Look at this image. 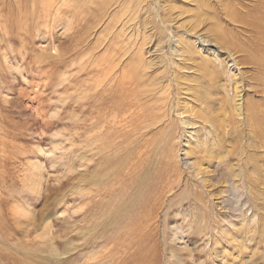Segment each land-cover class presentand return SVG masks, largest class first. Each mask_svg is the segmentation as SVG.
<instances>
[{"label":"rangeland","instance_id":"1","mask_svg":"<svg viewBox=\"0 0 264 264\" xmlns=\"http://www.w3.org/2000/svg\"><path fill=\"white\" fill-rule=\"evenodd\" d=\"M17 1L5 7L0 18V264H264V66L258 67L263 60L260 51L264 50V26L254 17L258 14L256 2L241 0V7L238 4L231 8L237 18L248 8L252 9L253 19L249 20L256 24L249 26H257V31L232 23L216 0H206L209 7L201 11L209 15L220 11L213 16L223 24L220 33L228 39L222 42L219 32L207 30L210 24L204 27L201 23L197 33L188 34L199 51L189 61L178 54L177 38L185 36L184 26L190 25L198 0H159L162 16L164 12L166 16L171 15L167 17L165 28L152 9L147 14L144 8L139 14L141 20L137 17L139 20L136 18L122 27L117 16V0H68L71 3L64 1L63 5H56L57 11L54 6L49 10L40 8L47 2L50 4V0H42L40 7V0L36 4L32 3L34 0ZM16 3L19 7H15ZM30 3L33 8L28 5ZM242 6L245 11L241 10ZM72 11L81 13L78 16ZM44 12L54 19L44 17ZM14 13L18 18L14 19ZM77 24L81 32L77 31ZM80 34L88 36V40ZM97 34L106 40L97 39ZM138 45L145 46L142 66L136 57L141 50ZM249 53L258 61L262 59L261 62L253 63ZM104 55L112 56L117 65L111 77L119 80L121 68L138 65L136 76H140V70L144 71L149 88L155 90L150 102L132 106L133 95L129 97L127 90H135V87L123 80L126 89L120 92L113 82L118 97L127 107L125 121L114 123L111 116L105 121L97 120L103 116L101 110L111 111L114 105L107 95L105 99L97 92L108 82H102L103 71L109 69L107 64H102ZM203 58L207 60L202 61ZM233 60L237 68L230 64ZM214 69L220 74L214 73ZM174 72L179 73V80L187 87L180 90L178 96L172 80ZM228 74L241 76L239 86L225 79ZM90 89L95 93L90 94ZM234 92H241L243 118L237 116L232 107ZM100 96L105 100L98 98ZM96 99L101 102L96 104ZM145 106L148 113L153 107L160 119L157 125L149 120L151 128L149 121L143 122L137 117L140 114L135 115L139 108L144 111ZM180 106L197 112L207 111L215 127L220 129L217 132L223 149L229 151L230 162L240 167L241 177L234 178L238 183L235 181L232 186L226 184L225 179L229 178L226 171L222 172L219 185L224 191L218 197L199 188L201 185L192 176L194 158L187 153L202 134L206 135L207 129L201 123L204 117L200 118L206 114L189 115L191 113L182 112ZM165 131L170 134L164 135ZM169 138L173 149H170ZM223 149L215 148V151L222 155ZM220 232H224L228 241H220ZM223 249L224 253H219ZM138 257L143 258V262Z\"/></svg>","mask_w":264,"mask_h":264},{"label":"bare ground","instance_id":"2","mask_svg":"<svg viewBox=\"0 0 264 264\" xmlns=\"http://www.w3.org/2000/svg\"><path fill=\"white\" fill-rule=\"evenodd\" d=\"M8 0H0V18L2 17V15L4 14V12H5V7H7V6H9V7H11L12 6V3L14 4L17 0H10L9 2H7ZM25 1V0H24ZM26 1H28V0H26ZM25 1V2H26ZM44 1H48V0H44ZM43 1V2H44ZM51 2H52V0H50ZM64 1H65V3H66V1L67 2H69L68 0H61V2L59 3V0H54L53 2H55V3H53L52 2V4H51V2H50V4L47 2H44V3H46V5H43L42 6V4H41V2H42V0H40L39 2H40V4L41 5H38L39 7L40 6H42V7H40L41 9L43 8V9H46V10H49V8L51 7V6H54V10H55V7H56V11L57 10H59V7L58 6H56L57 4L59 5H63L64 4ZM72 2H73V0H71ZM81 1H83V0H81ZM85 1V0H84ZM217 1V3L220 5L219 7H220V9L223 11V13L225 14V16H227L229 19L228 20H230L232 23H234V24H238L237 26H239V25H244V26H246V27H249V29H250V27L251 26H249V25H251L252 24V26L254 25V24H256L255 22H251L250 20H249V18L251 17L252 19H253V16H250V11L252 10H250L248 7V9H247V11H245V9H244V7L242 6V9L241 10H243V11H245V13L244 14H242V13H240L239 12V14H242V15H240V18H237L232 12H234V11H232V8H233V6H235V7H237V5L239 4L240 5V7H241V5L243 4V2H241V0H216ZM216 1H215V3H216ZM222 1L224 2V3H222ZM256 2V8H257V11H258V14L256 15V13L254 14V15H256V16H254L255 17V19L256 20H258L259 21V23L261 24V23H263V24H261V25H263L264 26V0H253V2ZM18 2V1H17ZM35 2H38V0L37 1H35L34 0V2H32V3H35ZM38 2V3H39ZM76 1H74V3H75ZM87 2H89V1H87ZM69 3H71V2H69ZM158 3H159V0H135V2H134V0H124V1H122V0H117L116 1V5L118 6V12H117V16H118V20L120 21L121 20V22H122V27H124V26H126L127 25V23H129V24H131L137 17H139V14H140V11H141V9L142 8H144L145 9V11H146V13H147V11H150L151 9L155 12V16L158 18V22L160 23V25L162 26V27H164L165 28V25L167 24V21H168V19L169 18H167V17H171V15L169 16V15H167L166 16V14H165V12L163 13V16H162V14H161V8H160V6L158 5ZM209 2H206V0H198V3L196 4V10H195V13H194V15H193V17H191V23H190V25L189 26H184V33H186V34H184L185 36H183V35H181L180 37H178L177 38V46H178V50L177 51H179V55L180 56H184V57H186L189 61H191L193 58H195L194 57V54H198L199 53V51L198 50H196L195 49V47L193 46V44H192V42L190 41V38H189V36H188V34H189V32H192V34H195V33H197L198 32V28H199V26H201V23H202V25L204 24V27H205V24L206 23H209L210 24V26H209V28H206L207 30H211V31H217V32H219V35H220V37H221V39H222V42H223V40H225L226 41V39H228L223 33H220V29H221V27H222V25L221 24H219L218 22H217V20L218 19H215V17L216 16H213V15H216L218 12H220V11H218V12H216V14H213V13H211V14H213V15H209V13L208 14H206L205 12H203V11H201V10H205L206 8H208L209 7V4H208ZM7 4V5H6ZM36 4V3H35ZM79 4V3H78ZM85 4V3H84ZM83 4V5H84ZM89 4H90V2H89ZM111 4V3H110ZM249 4V3H248ZM26 5V3L24 4L23 3V7ZM31 8H33L32 7V5H31V3L30 4H28ZM74 5V4H73ZM80 5V4H79ZM82 5V6H83ZM16 6H18L19 7V5H17V3L15 4V7ZM74 6H77L78 7V5L76 4V5H74ZM95 6H96V3H95ZM245 6V5H244ZM14 7V6H13ZM26 8H27V6H25ZM64 7V6H63ZM72 7V6H71ZM84 7V6H83ZM87 7V6H86ZM218 7V8H219ZM232 7V8H231ZM246 7V6H245ZM30 8V9H31ZM39 8V10H41ZM58 8V9H57ZM76 8V7H75ZM80 8V7H79ZM90 8V7H89ZM252 8H254V7H252ZM6 9H9V8H6ZM28 9V8H27ZM34 9H35V7H34ZM78 9V8H77ZM81 10L80 11H82V8H80ZM123 9H124V11L126 10V12L124 13L123 12ZM23 10H25V9H23ZM38 10V11H39ZM66 10H67V8H66ZM11 11H13V10H11ZM28 11V10H27ZM30 11V10H29ZM28 11V12H29ZM33 11L34 10H32V14H33ZM42 11V10H41ZM60 11H61V9H60ZM59 11V12H60ZM62 11H64V10H62ZM76 11H79V10H76ZM75 11V12H76ZM211 10H209V12H210ZM16 12V11H15ZM18 12V11H17ZM20 12H21V10H20ZM23 12V11H22ZM37 12V11H36ZM35 12V13H36ZM43 12V11H42ZM41 12V13H42ZM73 12V11H72ZM86 12V11H85ZM143 12V11H142ZM253 12V11H252ZM256 12V11H255ZM13 13V12H12ZM35 13H34V15H35ZM39 13V12H38ZM50 13V12H49ZM62 13V12H61ZM74 13V12H73ZM79 13H81V12H78V13H74V15H77L78 14V16H79ZM87 13V12H86ZM93 13V12H92ZM149 13V12H148ZM147 13V14H148ZM214 13H215V11H214ZM236 13V12H235ZM6 14H8L7 12H6ZM14 14H16V13H14ZM24 14H25V12H24ZM43 14V13H42ZM51 14V13H50ZM53 14V16L55 17V15H54V13H52ZM55 14H57L56 12H55ZM69 14V13H68ZM146 14V15H147ZM221 14V13H220ZM9 15H10V13H9ZM49 14L47 13V17L50 19V17L48 16ZM69 15H71V14H69ZM84 15V14H83ZM144 15V14H143ZM150 15H151V13H150ZM150 15H149V17H150ZM153 15V14H152ZM209 15V16H208ZM18 15L16 14V17L14 16V19L15 18H18L17 17ZM38 16H39V14H38ZM38 16H35V17H38ZM45 16V12H44V17H46ZM65 16V15H64ZM68 16V15H67ZM110 16V15H109ZM177 16V15H176ZM175 16V17H176ZM238 16V15H237ZM5 17H7V16H5ZM10 17V16H9ZM30 17V16H29ZM72 17H75V16H72ZM71 17V18H72ZM80 17H82V16H80ZM207 17H209V19H207ZM243 17V18H242ZM69 18L68 19V17H67V19L68 20H72V19H74V18ZM77 18V17H76ZM83 18V17H82ZM145 18V17H144ZM155 18V17H154ZM221 18V17H220ZM7 19V18H6ZM25 19H26V17H25ZM54 19V18H53ZM53 19H50V20H53ZM138 19V18H137ZM139 19H140V17H139ZM138 19V20H139ZM226 19V18H225ZM11 20V19H10ZM19 20V19H18ZM28 20V19H27ZM36 20V19H35ZM35 20H33V21H35ZM38 20V19H37ZM56 20V19H55ZM63 20V19H62ZM78 20V19H77ZM86 20V19H85ZM101 20V19H100ZM137 20V21H138ZM141 20V19H140ZM144 20V19H143ZM154 20V19H153ZM12 21H16V20H12ZM46 21V20H45ZM87 21V20H86ZM125 21H127L126 23H125ZM146 21V20H145ZM254 21V20H253ZM36 22H38V21H36ZM35 22V23H36ZM41 22V21H40ZM44 22V21H43ZM66 22V21H65ZM69 22H72V21H69ZM139 22V21H138ZM143 22V21H142ZM156 22H157V20H156ZM220 22V21H219ZM257 22V21H256ZM42 23V22H41ZM82 23V21L80 22V25H82L81 24ZM181 23H183V22H181ZM181 23H179V24H181ZM224 23V22H223ZM258 23V22H257ZM9 24V23H8ZM92 24V23H91ZM125 24V25H124ZM134 24V23H133ZM138 24V23H137ZM157 24V23H156ZM225 24V23H224ZM3 25V24H2ZM5 25H6V23H5ZM27 25V24H26ZM39 25V24H38ZM78 25V24H77ZM76 25V29H78V27H79V25L77 26ZM85 25H87V24H85ZM93 25V24H92ZM94 25H96V24H94ZM117 25H119V24H117ZM15 26V25H14ZM31 26V25H30ZM72 26V25H71ZM97 26H99V25H97ZM143 26V25H142ZM234 26H236V25H234ZM260 26V25H259ZM262 26V27H263ZM27 27V26H26ZM46 27H48V26H46ZM81 27V26H80ZM157 27V26H156ZM155 27V28H156ZM239 27H242V26H239ZM254 27H255V25H254ZM23 28V27H22ZM53 28V27H52ZM56 28H58V26L56 27ZM60 28V27H59ZM83 28V27H82ZM100 28V27H99ZM143 28V27H142ZM224 28V27H223ZM228 28V27H227ZM232 28V27H231ZM251 28H253V27H251ZM256 28H257V26H256ZM256 28H253V29H256ZM4 29V28H3ZM14 29H15V27H14ZM18 29V28H17ZM69 29H72V28H69ZM81 29V28H80ZM86 29H88V28H86ZM86 29H85V31H86ZM94 29V28H93ZM126 29V28H125ZM237 29H239V28H237ZM258 29V28H257ZM257 29H256V31H257ZM260 29V28H259ZM48 30V29H47ZM66 30V29H65ZM89 30V29H88ZM110 30V29H109ZM123 30V29H122ZM127 30V29H126ZM137 30V29H136ZM138 30H140V29H138ZM224 30H226V29H224ZM20 31V30H19ZM31 31V30H30ZM53 31V30H52ZM69 31H71V30H69ZM76 31V30H75ZM77 31H80L79 29L77 30ZM84 31V30H83ZM82 31V32H83ZM92 31V30H91ZM90 31V32H91ZM135 31V30H134ZM143 31V30H142ZM227 31V30H226ZM225 31V32H226ZM231 31V30H230ZM229 31V32H230ZM245 31H247L248 33L250 32L248 29L247 30H245ZM2 32H4V31H2ZM81 32V31H80ZM88 32V31H87ZM217 32H215V34L217 33ZM237 32V31H236ZM253 32V31H252ZM251 32V33H252ZM50 33V32H49ZM85 33V32H84ZM137 33V32H136ZM139 33V32H138ZM256 33V32H255ZM259 33V32H258ZM260 33H263V31H261ZM7 34V33H6ZM47 34V33H46ZM72 34V33H71ZM71 34H69V35H71ZM75 34V33H74ZM143 34V33H142ZM225 34H227V33H225ZM230 34V33H229ZM232 34V33H231ZM235 34V33H234ZM240 34V33H239ZM243 34H244V32H243ZM254 34V33H253ZM10 35V34H9ZM49 35V34H48ZM67 35V34H66ZM76 35V34H75ZM80 35H82V34H80ZM84 35V34H83ZM82 35V36H83ZM139 35V34H138ZM145 35V34H144ZM149 35V34H148ZM151 35V34H150ZM149 35V36H150ZM218 35V36H219ZM251 35V34H250ZM260 35V34H259ZM81 36V37H82ZM85 36V38L87 39V37L88 36H86V35H84ZM135 36V35H134ZM136 36H137V34H136ZM141 36V35H140ZM230 36H233V34L232 35H230ZM254 36V35H253ZM78 37L79 38H81L79 35H78ZM95 37V36H94ZM97 39H98V37H100L99 36V34H97ZM101 37H103L102 35H101ZM100 37V38H101ZM226 37V38H225ZM242 37H244L243 35H242ZM257 37V36H256ZM261 36H259V38H260ZM43 38H45V37H43ZM78 38V39H79ZM83 38V37H82ZM81 38V39H82ZM105 40H106V38L105 37H103ZM131 38V37H130ZM142 38V37H141ZM152 38V37H151ZM156 38V37H155ZM252 38V37H251ZM258 38V37H257ZM263 39H264V37H262ZM51 39H52V35H51ZM77 39V40H78ZM86 39H85V41H86ZM96 39V38H95ZM132 39V38H131ZM153 39V38H152ZM241 39V38H240ZM88 40V39H87ZM110 40H111V38H110ZM138 40V39H137ZM140 40V39H139ZM142 40V39H141ZM150 40V39H149ZM250 40V39H249ZM254 40V39H253ZM74 41H76V40H74ZM84 41V42H85ZM97 41V40H96ZM99 41H101V40H99ZM98 41V42H99ZM221 41V40H220ZM220 41H218V42H220ZM237 41V40H236ZM78 42H81V41H78ZM83 42V43H84ZM87 42V41H86ZM90 42V41H89ZM142 42V41H141ZM160 42V41H159ZM251 42H252V40H251ZM3 43V42H2ZM68 43V42H67ZM77 43V42H76ZM101 43V42H100ZM106 43V42H105ZM151 43V42H150ZM229 43V42H228ZM95 44V43H94ZM102 44V43H101ZM115 44V43H114ZM120 44V43H119ZM145 44V43H144ZM255 44V43H254ZM5 45V44H4ZM92 45V44H91ZM143 45V44H142ZM142 45H138V49H141V50H139V53L136 55V57L138 56V61H139V63L141 64L140 66H142V65H144V63H145V60H144V55L142 54V53H144L143 52V48H145V46H142ZM231 45V44H230ZM241 45V44H240ZM262 45V44H261ZM10 46V45H9ZM97 46H99V45H97ZM125 46H127V45H125ZM133 46H135L136 47V45H133ZM235 46H237V45H235ZM255 46V45H254ZM8 47V46H7ZM59 47H61V46H59ZM67 47V46H66ZM74 47L76 48V46L74 45ZM95 47H96V45H95ZM107 47H109V46H107ZM155 47V46H154ZM153 47V48H154ZM258 47V46H257ZM15 48V47H14ZM18 48V47H17ZM54 48V47H53ZM69 48V47H68ZM67 48V49H68ZM93 48V47H92ZM99 48V47H98ZM103 48V47H102ZM119 48V47H118ZM137 48V47H136ZM135 48V49H136ZM245 48V47H244ZM254 48V47H253ZM259 48V47H258ZM30 49V48H29ZM51 49V48H50ZM79 48H77V50H78ZM80 49H82V48H80ZM95 49V48H94ZM137 49V50H138ZM255 49V48H254ZM263 49V48H262ZM23 50H24V48H23ZM55 50V49H54ZM126 50V49H125ZM149 50V49H148ZM155 50H156V48H155ZM154 50V51H155ZM247 50H249V49H247ZM246 50V51H247ZM257 50V49H256ZM3 51H4V49H3ZM63 51V50H62ZM91 51V50H90ZM100 51V50H99ZM120 51V50H119ZM127 51V50H126ZM136 51V50H135ZM176 51V52H177ZM239 51V50H238ZM237 51V52H238ZM244 51H245V49H244ZM258 51H260L259 49H258ZM14 52V51H13ZM30 52H31V50H30ZM121 52V51H120ZM147 52V51H146ZM243 53V51H240V53ZM263 52V53H262ZM17 53V52H16ZM88 53V52H87ZM122 53V52H121ZM126 53V52H125ZM131 53V52H130ZM133 53V52H132ZM150 53H151V51H150ZM20 54V53H19ZM100 54V53H99ZM98 54V55H99ZM109 54V53H108ZM111 55L113 54V52L112 53H110ZM120 54V53H119ZM127 54V53H126ZM251 53H249V55H250ZM3 55V54H2ZM93 55V54H92ZM95 55V54H94ZM93 55V56H94ZM101 55V54H100ZM146 55V54H145ZM236 55V54H235ZM248 55V54H247ZM248 55V56H249ZM260 55L262 56V59H260V61H258V58L257 57H255L254 55H252L251 54V56L252 57H249V60H251V58H252V61H253V63L254 62H257L258 64L261 62V60H262V63H261V65L259 64L258 65V67L259 66H264V50L263 51H260ZM34 56V55H33ZM48 56V55H47ZM112 56H114V55H112ZM112 56H110V57H106L105 55H104V57H102V59H103V63L102 64H107V67H109V69H105V71H103V80H102V82L104 81V80H108V82L104 85V86H102V88H100L98 91L97 90H95V91H97V92H101V94H102V96H105V95H107V99L109 98V101H110V103L113 105V110H111V111H109V110H105V109H103V110H101V112H102V115L103 116H99L98 118H97V120H107V116H111V119L114 121V123H116V122H121V121H125L126 119V115L124 114L125 112H126V104L118 97L119 95V93L116 91V88H114V86L112 85V84H114L113 82H115V84L118 86V89H119V91L121 92H123V91H125V89L126 88H124V85H123V83H122V81L124 80L125 81V83H127L129 86H134L135 87V90H133V89H129V90H127V95L130 97V96H132L133 97V100H132V103H131V105L132 106H136V105H138V104H144V103H148V102H150L151 100H152V98H153V96L152 95H154V93H155V90H153L152 88H149V81L147 82V77H145L144 75H143V72H141V70H140V76H136V73H137V70H139L138 69V65H135L134 63V67H129L128 69L127 68H121L122 70L120 71V74H121V79H119V80H117V77H111L112 76V73L113 72H115V68L117 67V65L115 64L114 65V63H113V60H112ZM124 56V55H123ZM130 56V55H129ZM5 57V56H4ZM60 57V56H59ZM80 57V56H79ZM98 57V56H97ZM148 57V56H147ZM237 57V56H236ZM243 57V56H242ZM242 57L240 58V59H242ZM14 58V57H13ZM12 58V59H13ZM74 58V57H73ZM100 58V59H99ZM132 58H133V56H132ZM164 58V57H163ZM182 58V57H181ZM228 58V57H227ZM232 58V57H231ZM234 58V57H233ZM232 58V59H233ZM244 58V57H243ZM246 58H247V56H246ZM21 59V58H20ZM51 59V58H50ZM186 59V60H187ZM236 59V58H235ZM14 60V59H13ZM37 60V59H36ZM98 60H101V57L99 56L98 57ZM128 60V59H127ZM132 60V59H131ZM134 60H136V59H134ZM150 60V59H149ZM187 60V61H188ZM205 60H207V59H205V58H203L202 59V61H205ZM236 60H238V59H236ZM243 60V59H242ZM7 61H9V60H7ZM38 61V60H37ZM54 61V60H53ZM95 61V60H94ZM118 61V60H117ZM124 61V60H123ZM201 61V62H202ZM226 61V60H225ZM247 61V60H246ZM251 61V62H252ZM10 62V61H9ZM40 62V61H39ZM56 62V61H55ZM54 62V63H55ZM73 62V61H72ZM126 62V61H125ZM124 62V63H125ZM230 62V61H229ZM237 62H239V60L237 61ZM237 62H235L234 60L232 61V63H230V64H233L235 67H236V63ZM242 62V61H241ZM37 63V62H36ZM35 63V64H36ZM45 63V62H44ZM95 63V62H94ZM99 63H100V61H99ZM121 63V62H120ZM132 63V62H131ZM148 63V66H149V61L147 62ZM225 63V62H224ZM249 63V62H248ZM252 63V64H253ZM257 63H255V64H257ZM85 65H86V63H84ZM84 64H82V65H84ZM229 64V63H228ZM245 64V63H244ZM254 64V65H255ZM75 65V64H74ZM84 65V66H85ZM91 65V64H90ZM147 65V64H146ZM238 65V64H237ZM240 65V64H239ZM55 66V65H54ZM69 66H71V65H69ZM116 66V67H115ZM229 66V65H228ZM94 67H96V66H94ZM102 67V66H101ZM100 67V68H101ZM104 67V66H103ZM102 67V68H103ZM120 67V66H119ZM152 67V66H151ZM206 67H208V66H206ZM206 67H203V68H206ZM84 68V67H83ZM99 68V66L96 68V69H98ZM143 68V67H142ZM213 68V67H212ZM230 68V67H229ZM237 68V67H236ZM256 68V67H255ZM11 69V68H10ZM42 69V68H41ZM53 69V68H52ZM88 69H90V66H89V68H87L86 69V71L88 70ZM92 69H93V66H92ZM141 69V68H140ZM144 69V68H143ZM226 69H228V68H226ZM235 69V68H234ZM15 70V69H14ZM145 70V69H144ZM149 70V69H148ZM215 70V69H214ZM232 70V69H231ZM4 71V70H3ZM213 70H211V72H212ZM218 70H215V72L214 73H216ZM26 72H28V71H26ZM119 72V71H118ZM171 72V71H170ZM240 72V71H239ZM255 72V71H254ZM73 73V72H72ZM71 73V74H72ZM175 73V72H174ZM173 73V74H174ZM228 73V72H227ZM230 73V72H229ZM257 73V72H256ZM209 74V73H208ZM217 75H219L220 73L219 72H217L216 73ZM222 74H224V73H221V75ZM231 74H234V73H231ZM162 75H164V73L162 74ZM212 75V74H211ZM225 75V74H224ZM239 75H240V73H239ZM239 75L238 74H235V76H231L230 74H228V76H227V78H225V79H228V80H230V82H232V83H234L235 84V86H239V84H240V78H241V76H240V78H239ZM254 75H255V73H254ZM165 76V75H164ZM167 76V75H166ZM165 76V77H166ZM13 77V76H12ZM149 77V76H148ZM169 77V76H168ZM226 77V76H225ZM89 78V77H88ZM101 78V77H100ZM159 78V77H158ZM224 78V77H223ZM243 78V77H242ZM4 79V78H3ZM13 79H14V77H13ZM171 79V78H170ZM179 79H181V76H179V73L178 72H176L173 76H172V80H173V82H174V84H175V95L176 96H178V94L180 93V90H184V89H186L187 87H185L183 84H185L184 82H182V80H179ZM99 80V79H98ZM152 80V79H151ZM157 80V79H156ZM5 81V80H4ZM66 81V80H65ZM64 81V82H65ZM121 81V82H120ZM158 81V80H157ZM223 81V80H222ZM221 81V82H222ZM263 81V80H262ZM261 81V82H262ZM2 82H3V80H2ZM101 82V83H102ZM229 82V81H228ZM79 83V82H78ZM95 82H93V84H94ZM100 83V84H101ZM155 83V82H154ZM220 83V82H219ZM256 83V82H255ZM61 84V83H60ZM67 84V83H66ZM81 84V83H80ZM89 84V83H88ZM98 84V83H97ZM103 84V83H102ZM110 84V85H109ZM153 84V83H152ZM167 84V83H166ZM56 85H58L57 83H56ZM69 85H71V84H69ZM68 84H67V86H69ZM85 85H87V84H85ZM151 85V84H150ZM231 85V84H230ZM65 86V85H64ZM90 86H91V83H90ZM93 86V85H92ZM113 86V87H112ZM155 85H153V87H154ZM133 87V88H134ZM138 87H141V88H138ZM157 87V86H156ZM162 87V86H161ZM221 87V86H220ZM65 88V87H64ZM77 88V87H76ZM84 88V87H83ZM137 88V89H136ZM163 88V87H162ZM167 88V87H166ZM227 88V87H226ZM66 89V88H65ZM85 89H86V87H85ZM156 89V88H155ZM235 89V88H234ZM233 89V90H234ZM64 90V89H63ZM91 90V89H90ZM89 90V91H90ZM159 90V89H158ZM238 90V89H237ZM241 90H242V88H241ZM65 91V90H64ZM72 91H73V89H72ZM154 91V92H153ZM239 91V90H238ZM256 91V90H255ZM82 92V91H81ZM102 92H105V93H102ZM138 92V93H137ZM157 92V91H156ZM55 93V92H54ZM63 93V92H62ZM65 93V92H64ZM90 93V92H89ZM93 93V91L91 90V93L90 94H92ZM95 93V92H94ZM93 93V94H94ZM118 93V94H117ZM241 93V92H240ZM240 93H237L236 94V92H234L233 94H232V97H231V104H232V107H233V109H234V111L237 113V116L239 115H241L242 113H243V104H242V102H241V94ZM81 94V93H80ZM100 93H98V95H99ZM162 94V93H161ZM259 94V93H258ZM60 95V94H59ZM124 94H122V96H123ZM126 95V96H127ZM162 96V95H161ZM224 96V95H223ZM243 96V95H242ZM86 97V96H85ZM92 97H93V95H92ZM90 98V99H93V98ZM230 96H228V98H229ZM87 98V97H86ZM98 98H100L101 100H102V98H101V96L100 97H98ZM128 98V97H127ZM170 98V97H169ZM175 98V97H174ZM201 98V97H200ZM95 99V98H94ZM104 99V98H103ZM105 99H106V96H105ZM104 99V100H105ZM124 99H125V97H124ZM225 99V98H224ZM88 100H89V97H88ZM87 100V101H88ZM101 100H98V99H96L95 100V103L96 104H99L100 102H101ZM176 100V99H175ZM226 100V99H225ZM245 100V99H244ZM258 100V99H257ZM160 101V100H159ZM201 101V100H200ZM202 101H205L204 99L202 100ZM128 102V101H127ZM230 102V101H229ZM86 103V102H85ZM118 103V104H117ZM205 103V102H204ZM244 103V102H243ZM65 105V104H64ZM88 105V104H87ZM107 105V104H106ZM157 105H158V103H157ZM210 105V104H209ZM177 106H179V102H177ZM243 106V107H242ZM61 107V106H60ZM103 107V106H102ZM102 107H100V108H102ZM129 107V106H128ZM155 107V106H154ZM203 107V106H202ZM201 107V108H202ZM205 107H206V105H205ZM205 107H204V109H205ZM231 107V108H232ZM251 107V106H250ZM249 107V108H250ZM145 109H144V111H140V108H139V110H138V112L137 113H135V115L137 116V114H140V115H138L137 117H140V118H138V119H141V121H149V120H151L152 122H155L156 123V125H157V122L159 123V116H158V114H157V112L156 111H153V107H152V110L148 113L147 112V106H145L144 107ZM199 108V107H198ZM200 108V109H201ZM207 108V107H206ZM221 108H222V106H221ZM112 109V108H111ZM132 109V108H131ZM136 109H137V107H136ZM180 109H183L182 110V112H189V113H191V114H189V115H193V116H196L197 114H195V113H198V112H200L199 110H198V112L197 111H194L192 108H187V107H181L180 106ZM219 109V108H218ZM252 109V108H251ZM261 109V108H260ZM264 109V108H263ZM99 110V109H98ZM149 110V109H148ZM100 111V110H99ZM137 111V110H136ZM209 111V110H208ZM219 111V110H218ZM94 112V111H93ZM179 112V111H178ZM214 112V111H213ZM229 112V111H228ZM245 112V111H244ZM247 112V111H246ZM88 113V112H87ZM202 113L204 114H206V115H204V116H202ZM232 113V112H231ZM230 113V114H231ZM235 113V114H236ZM248 113V112H247ZM213 114V113H212ZM216 114H218V113H216ZM222 114V113H221ZM198 115H200V116H202V117H200L201 119L204 117V119L201 121V123H202V125H203V128H205V129H207L205 132H206V135L205 134H202V138H198L199 140H197V143L196 144H194V145H192V147L193 148H191L190 150H188L187 151V153L189 154V155H191L192 156V158H194V160H193V162H192V166L191 167H193V169H192V176H194V180L197 182V183H199L200 185H201V187H199L200 189H203V192H204V190L205 191H207V193L209 194H213L214 196H217L218 197V195L219 194H221L220 192H222V191H224V190H221V185H219V183L221 182V179H222V172H225L226 171V173L228 174V177L230 178V180H228L227 179V177H226V184H227V182L228 183H230L231 184V186L233 185V184H235V179L234 178H239L240 179V177H241V174H240V167H239V165H238V163H236V162H234V163H232V162H230V160H229V151H226V150H224L223 148H224V146L222 145V141H221V139H220V137H219V134H218V132L217 131H219L218 130V127H215V125L216 124H214V122H213V120L211 119V117H209V115L207 114V111L205 110H203V111H201L200 113H198ZM208 115V116H207ZM225 115V114H224ZM223 115V116H224ZM245 115V114H244ZM215 116V115H214ZM223 116L221 117V118H223ZM229 116H232V115H229ZM228 117V116H227ZM233 117V116H232ZM241 117H242V115H241ZM251 117V116H250ZM249 117V118H250ZM132 118V117H131ZM197 118H199V117H197ZM206 118V119H205ZM214 118V117H213ZM225 118V117H224ZM243 118V117H242ZM257 118V117H256ZM255 118V119H256ZM135 119V118H134ZM134 119L132 120V122L134 121ZM228 119V118H227ZM239 119V118H238ZM257 119H260L259 117L257 118ZM84 120V119H83ZM163 120V119H162ZM151 121H149L150 122V124H148V126H150V128H151ZM217 121H218V119H217ZM239 121V120H238ZM84 122H85V120H84ZM97 122V121H96ZM138 122V121H137ZM170 122V121H169ZM216 122V121H215ZM242 122H244V121H242ZM256 122H258V121H256ZM259 122H260V120H259ZM107 123V122H106ZM136 123V122H135ZM139 123V122H138ZM146 123V122H145ZM166 123V122H165ZM229 123V122H228ZM240 123V122H239ZM246 123V122H245ZM251 123V122H250ZM253 123V122H252ZM262 123V122H261ZM261 123L259 124V125H261ZM88 124V123H87ZM90 124V123H89ZM102 124V123H101ZM123 124V123H122ZM125 124V123H124ZM131 124V123H130ZM147 124V123H146ZM222 124V123H221ZM224 124V123H223ZM227 124V123H226ZM236 124H238V123H236ZM247 124H249V123H247ZM256 124V123H255ZM263 124V126H264V123H262ZM107 125V124H106ZM129 125V124H128ZM132 125H134V124H132ZM219 126H220V124H218ZM96 126V125H95ZM113 126V125H112ZM124 126V125H123ZM127 126V125H126ZM130 126V125H129ZM128 126V127H129ZM167 126V125H166ZM226 126V125H225ZM231 126V125H230ZM233 126V125H232ZM231 126V127H232ZM256 126V125H255ZM137 127V126H136ZM168 127V126H167ZM173 127V126H172ZM222 127V126H221ZM259 127V126H258ZM257 127V128H258ZM87 128V127H86ZM105 128V127H104ZM107 128V127H106ZM96 129V128H95ZM132 129H133V126H132ZM131 129V130H132ZM142 129V128H141ZM146 129V128H145ZM172 129V128H171ZM231 129V128H230ZM230 129H228V130H230ZM235 129V128H234ZM233 129V130H234ZM264 129V128H263ZM101 130V129H100ZM135 130H137V129H135ZM254 130V129H253ZM109 131V130H108ZM174 131V130H173ZM202 131H204V129L202 130ZM252 131V130H251ZM259 130H257V132H258ZM91 132H93V131H91ZM101 132H102V130H101ZM120 132V131H119ZM118 132V133H119ZM121 132H123V131H121ZM120 132V133H121ZM127 132V131H126ZM133 132V131H132ZM137 132V131H136ZM136 132L134 131V134H136ZM140 132V131H139ZM163 132V131H162ZM176 132V131H175ZM231 132V131H230ZM262 132V131H261ZM119 133V134H120ZM125 133V132H124ZM166 133L167 134H170V132L169 131H165L164 132V135H166ZM90 134V133H89ZM140 134V133H139ZM142 134V133H141ZM259 134V133H258ZM262 134H264V133H262ZM106 135V134H105ZM138 135V134H137ZM145 135H147V134H145ZM176 135V134H175ZM102 136V135H101ZM116 136V135H115ZM130 136V135H129ZM128 136V137H129ZM159 136H160V134H159ZM163 136V135H162ZM214 136V137H213ZM260 136V135H259ZM261 136H263V135H261ZM90 137V136H89ZM118 137V136H117ZM136 137V136H135ZM149 137H150V134H149ZM158 137V136H157ZM112 138H113V136H112ZM111 138V139H112ZM139 138H141L140 137V135H139ZM160 138V137H159ZM159 138H158V140H159ZM164 138V137H163ZM175 138H177V137H175ZM1 139V138H0ZM91 139V138H90ZM117 139V138H116ZM122 139V138H121ZM148 139V138H147ZM153 139V138H152ZM214 140V141H213ZM106 141H107V139H106ZM119 141H121V140H119ZM137 141V140H136ZM149 141V140H148ZM163 141V140H162ZM169 141H170V149H173V146H174V144H173V142H172V139L171 138H169ZM102 142V141H101ZM105 142V141H104ZM113 142V141H112ZM135 142V141H134ZM138 142H139V140H138ZM138 142H137V144H138ZM159 142V141H158ZM166 142V141H165ZM140 143H142V142H140ZM149 143V142H148ZM169 143V142H168ZM106 144V143H105ZM125 144V143H124ZM156 144V143H155ZM160 144V143H159ZM167 144V143H166ZM119 145V144H118ZM121 145V144H120ZM119 145V146H120ZM153 145V144H152ZM100 146V145H99ZM131 146V145H130ZM142 146V145H141ZM157 146V145H156ZM159 146V145H158ZM167 146V145H166ZM166 146H165V148H166ZM132 147V146H131ZM148 147V146H147ZM150 147H152V146H150ZM154 147V146H153ZM160 147H161V145H160ZM100 148H102V147H100ZM119 148V147H118ZM129 148V147H128ZM138 148V147H137ZM162 148H164V147H162ZM215 148H219V150L221 151V148L223 149V152H221V153H223L222 155L221 154H219L220 152H217V151H215ZM234 148V147H233ZM97 149V148H96ZM99 149V148H98ZM115 149V148H114ZM135 149V148H134ZM146 149V148H145ZM168 149V148H167ZM235 149V148H234ZM104 150V149H103ZM106 150V149H105ZM119 150V149H118ZM130 150V149H129ZM131 150H133V149H131ZM139 150V152H140V149H138ZM115 151V150H114ZM113 151V152H114ZM122 151V150H121ZM126 151V150H125ZM175 151V150H174ZM5 152V151H4ZM112 152V153H113ZM134 152V151H133ZM160 152V151H159ZM97 153V152H96ZM103 153V152H102ZM107 153V152H106ZM141 153H143V152H141ZM140 153V154H141ZM170 152H168V154H169ZM98 155V154H97ZM100 155V154H99ZM118 155V154H117ZM167 155V154H166ZM127 156V155H126ZM142 156H143V154H142ZM168 156V155H167ZM99 157V156H98ZM119 157V156H118ZM133 157V156H132ZM144 157H145V155H144ZM89 159V158H88ZM119 159V158H118ZM147 159V158H146ZM145 159V160H146ZM97 160V159H96ZM109 160H111V159H109ZM127 160V159H126ZM165 160V159H164ZM89 161V160H88ZM166 163V162H165ZM169 164V163H168ZM179 164V163H178ZM118 167V166H117ZM176 167H177V165H176ZM238 167H239V169H238ZM88 168V167H87ZM145 168V167H144ZM146 168H147V166H146ZM221 168V169H220ZM144 170V169H143ZM153 170V169H152ZM175 170V169H174ZM177 170V169H176ZM112 171V170H111ZM110 171V172H111ZM117 171H118V169H117ZM116 171V172H117ZM127 171V170H126ZM115 172V171H114ZM132 172V171H131ZM145 172V171H144ZM112 173V172H111ZM118 173V172H117ZM183 174V173H182ZM191 174V173H190ZM118 175H120V174H118ZM146 176V175H145ZM188 176H190V175H188ZM224 178V177H223ZM189 180H191V179H189ZM167 182V181H166ZM184 182V181H183ZM224 182V181H223ZM237 182V181H236ZM195 182H193L192 184H194ZM238 183V182H237ZM196 184V183H195ZM220 184H222V182L220 183ZM171 185V184H170ZM191 185V184H190ZM189 185V186H190ZM198 184H196L195 186H197ZM238 185V184H237ZM239 186V185H238ZM109 187V186H108ZM226 187H228V186H226ZM225 187V188H226ZM237 187V186H236ZM112 188V187H111ZM189 188V187H188ZM192 188V187H191ZM223 188V187H222ZM251 188V187H250ZM195 189V188H194ZM231 189V188H230ZM165 190V189H164ZM232 190V189H231ZM97 191V190H96ZM200 191V190H199ZM216 191H218V192H216ZM112 192V191H111ZM143 192V191H142ZM227 192V191H226ZM228 192H230V191H228ZM227 192V193H228ZM232 192H233V190H232ZM247 192V191H246ZM102 193V192H101ZM206 193V192H205ZM248 193V192H247ZM104 194V193H103ZM106 194V193H105ZM193 194V193H192ZM191 194V195H192ZM200 194V193H199ZM98 196V195H97ZM190 196V195H189ZM194 196V195H193ZM197 196V195H196ZM199 196H201V195H199ZM202 197V196H201ZM200 198V197H199ZM224 198V197H223ZM203 199V198H202ZM201 199V200H202ZM217 199V198H216ZM219 199V198H218ZM217 199V200H218ZM90 200V199H89ZM154 200V199H153ZM153 200H152V202H153ZM201 200H199L200 202H201ZM88 201V200H87ZM203 201H204V199H203ZM225 201V200H224ZM158 202V201H157ZM160 202V201H159ZM163 202V201H162ZM161 202V203H162ZM199 202V203H200ZM156 203V202H155ZM206 202H204V204H205ZM218 203H220V202H218ZM160 204V203H159ZM202 202L200 203V205L202 206ZM243 204V203H242ZM151 205V204H150ZM155 205H157V204H155ZM154 205V206H155ZM144 206V205H143ZM153 206V205H152ZM160 206V205H159ZM246 206V205H245ZM206 207V206H205ZM151 208V207H150ZM149 208V209H150ZM146 211V210H145ZM139 213V212H138ZM140 215V214H139ZM150 217V216H149ZM43 220V219H42ZM43 222H44V220H43ZM45 223V222H44ZM44 225V224H43ZM135 227V226H134ZM153 228V227H152ZM45 229V228H44ZM145 231V230H144ZM132 232V231H131ZM143 233V232H142ZM223 233L224 232H220V234H221V236H222V238L220 239V241L223 239V242L225 241L226 242V240L228 241V239H227V237L225 236V235H223ZM155 234V233H154ZM135 235V234H134ZM145 235V234H144ZM220 236V237H221ZM134 237V236H133ZM150 238V237H149ZM151 239V238H150ZM149 239V240H150ZM141 240H144V238H142ZM129 241V240H128ZM139 242V241H138ZM143 243V242H142ZM216 243V242H215ZM220 243V242H219ZM218 243V244H219ZM126 244V243H125ZM118 245V244H117ZM134 245V244H133ZM149 245V244H148ZM111 247H112V245H111ZM147 247V246H146ZM106 249V248H105ZM109 249V248H108ZM146 249H148V248H146ZM151 249V248H150ZM117 250V249H116ZM139 250V249H138ZM224 250L225 249H223V250H221L222 252H219V253H224ZM106 251V250H105ZM140 251H141V248H140ZM115 252V251H114ZM122 252V251H121ZM137 252V251H136ZM135 252V253H136ZM125 253V252H124ZM137 253H139V252H137ZM141 253V252H140ZM142 253H144V251L142 250ZM114 254V253H113ZM107 255V254H106ZM117 255V254H116ZM138 255V254H137ZM97 256V255H96ZM141 256V255H140ZM146 256V255H145ZM90 257V256H89ZM110 257V256H109ZM130 257V256H129ZM142 257V256H141ZM148 257V256H147ZM150 257V256H149ZM152 257V256H151ZM155 257V256H154ZM115 258H116V256H115ZM114 258V259H115ZM139 258V257H138ZM139 259H141V258H139ZM143 259V258H142ZM140 260V261H142L143 262V260ZM146 259V258H145ZM144 259V260H145ZM149 259H151V258H149ZM98 260V259H97ZM90 261V260H89ZM92 261V260H91ZM96 261V260H95ZM146 261H147V259H146ZM151 261V260H150ZM154 261V260H153ZM118 262V261H117ZM88 263V262H87ZM140 263V262H139ZM147 263H150V262H147ZM122 264V263H121ZM141 264V263H140ZM143 264V263H142Z\"/></svg>","mask_w":264,"mask_h":264}]
</instances>
